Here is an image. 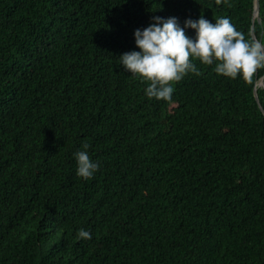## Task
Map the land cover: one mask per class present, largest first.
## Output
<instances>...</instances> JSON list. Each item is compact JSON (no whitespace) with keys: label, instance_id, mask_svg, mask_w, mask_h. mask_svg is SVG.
<instances>
[{"label":"trees","instance_id":"16d2710c","mask_svg":"<svg viewBox=\"0 0 264 264\" xmlns=\"http://www.w3.org/2000/svg\"><path fill=\"white\" fill-rule=\"evenodd\" d=\"M254 12L255 0H0V264H264V67L246 81L193 59L199 74L165 101L118 58L154 15L228 17L264 44V0ZM82 143L100 164L88 180Z\"/></svg>","mask_w":264,"mask_h":264},{"label":"clouds","instance_id":"9594fccd","mask_svg":"<svg viewBox=\"0 0 264 264\" xmlns=\"http://www.w3.org/2000/svg\"><path fill=\"white\" fill-rule=\"evenodd\" d=\"M187 29L194 30V36L186 35ZM133 37L136 48L121 53L119 64L131 75L148 81L144 94L149 99L170 100L173 82L188 72L199 74L193 59L204 65L214 64L217 74L240 76L246 81L264 67V44L245 40L228 17H220L214 23L203 16L186 18L181 26L175 16L154 15L146 26L133 30ZM88 147L82 143L73 153L75 174L85 180L91 179L100 167L90 157ZM76 238L90 240L92 235L81 228Z\"/></svg>","mask_w":264,"mask_h":264},{"label":"water","instance_id":"95a60500","mask_svg":"<svg viewBox=\"0 0 264 264\" xmlns=\"http://www.w3.org/2000/svg\"><path fill=\"white\" fill-rule=\"evenodd\" d=\"M254 18H258L259 21L261 20V18H260V0H255ZM253 36H254L255 41H259L262 43V41L257 38L254 31H253ZM258 86L264 87V75L258 80L257 85L255 87V95H256L257 100L259 101V96H258V92H257ZM260 106H261V104H260Z\"/></svg>","mask_w":264,"mask_h":264}]
</instances>
